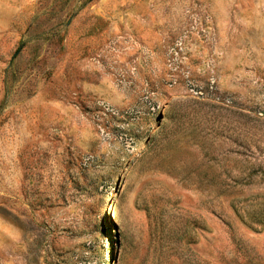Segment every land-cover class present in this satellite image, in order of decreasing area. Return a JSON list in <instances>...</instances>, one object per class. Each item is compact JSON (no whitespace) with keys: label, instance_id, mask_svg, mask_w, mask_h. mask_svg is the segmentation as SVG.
<instances>
[{"label":"rangeland","instance_id":"374dc122","mask_svg":"<svg viewBox=\"0 0 264 264\" xmlns=\"http://www.w3.org/2000/svg\"><path fill=\"white\" fill-rule=\"evenodd\" d=\"M264 264V0H0V264Z\"/></svg>","mask_w":264,"mask_h":264},{"label":"trees","instance_id":"16d2710c","mask_svg":"<svg viewBox=\"0 0 264 264\" xmlns=\"http://www.w3.org/2000/svg\"><path fill=\"white\" fill-rule=\"evenodd\" d=\"M55 237L51 236V231L38 235L34 243V251L30 263H37L40 258L47 259V264H71V246H59Z\"/></svg>","mask_w":264,"mask_h":264}]
</instances>
